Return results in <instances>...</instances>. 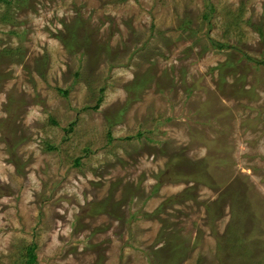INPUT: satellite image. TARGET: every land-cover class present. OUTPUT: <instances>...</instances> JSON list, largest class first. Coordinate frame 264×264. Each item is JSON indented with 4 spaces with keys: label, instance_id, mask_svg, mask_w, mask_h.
<instances>
[{
    "label": "rangeland",
    "instance_id": "1",
    "mask_svg": "<svg viewBox=\"0 0 264 264\" xmlns=\"http://www.w3.org/2000/svg\"><path fill=\"white\" fill-rule=\"evenodd\" d=\"M31 248L264 264V0H0V264Z\"/></svg>",
    "mask_w": 264,
    "mask_h": 264
},
{
    "label": "trees",
    "instance_id": "2",
    "mask_svg": "<svg viewBox=\"0 0 264 264\" xmlns=\"http://www.w3.org/2000/svg\"><path fill=\"white\" fill-rule=\"evenodd\" d=\"M212 9H213V8H212ZM204 17H205L206 19H208L209 14L206 13V14L204 15ZM212 44H213L215 47L218 45V43H216V42H214V41L212 42ZM218 47H220V48H224V47H226V45H218ZM104 91H105V90L103 89L102 92H104ZM101 102H102V98L99 99V103H98L97 106L95 107L96 109H98V106L100 105ZM79 163H80V159L77 160V164H78V165H79ZM196 176H197L196 180H198V177H199V176H202V173L197 174ZM30 251H31V253H30V259L27 261V264H35L36 256H35V254L32 252V251H33V248H31Z\"/></svg>",
    "mask_w": 264,
    "mask_h": 264
}]
</instances>
